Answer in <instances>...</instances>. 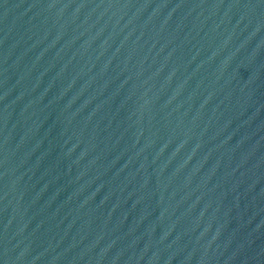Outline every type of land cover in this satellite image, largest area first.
<instances>
[{
    "label": "water",
    "instance_id": "water-1",
    "mask_svg": "<svg viewBox=\"0 0 264 264\" xmlns=\"http://www.w3.org/2000/svg\"><path fill=\"white\" fill-rule=\"evenodd\" d=\"M264 223V0H0V264H240Z\"/></svg>",
    "mask_w": 264,
    "mask_h": 264
}]
</instances>
